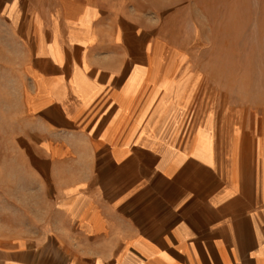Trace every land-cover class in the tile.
<instances>
[{"label":"crops","instance_id":"0c3cea01","mask_svg":"<svg viewBox=\"0 0 264 264\" xmlns=\"http://www.w3.org/2000/svg\"><path fill=\"white\" fill-rule=\"evenodd\" d=\"M1 13L28 57L19 185L42 197L39 217L0 229V264H264V122L210 100L190 59L146 57L128 5L0 0Z\"/></svg>","mask_w":264,"mask_h":264},{"label":"rangeland","instance_id":"374dc122","mask_svg":"<svg viewBox=\"0 0 264 264\" xmlns=\"http://www.w3.org/2000/svg\"><path fill=\"white\" fill-rule=\"evenodd\" d=\"M140 12V41L145 56L156 45L173 50L177 58L190 59L209 85L210 100L246 127L264 122V82L248 72L247 65L231 53V37L222 29L223 0H108ZM264 0H250L257 11ZM138 9V10H137ZM255 23L250 35L258 42ZM264 42V36L261 37ZM28 57L9 19L0 14V229L21 227L24 217H39L30 209L41 203L35 188L25 194L20 187L34 147L25 144L27 117L24 104V74ZM33 169L38 164L32 159ZM16 175L17 185L10 177ZM32 187V186H31ZM48 196H51L50 194ZM28 205V209H24Z\"/></svg>","mask_w":264,"mask_h":264},{"label":"bare ground","instance_id":"6f19581e","mask_svg":"<svg viewBox=\"0 0 264 264\" xmlns=\"http://www.w3.org/2000/svg\"><path fill=\"white\" fill-rule=\"evenodd\" d=\"M220 12L222 29L231 37L235 59L246 64L248 72L264 82V2L255 11L250 0H223ZM255 23L258 42L250 35L252 24Z\"/></svg>","mask_w":264,"mask_h":264}]
</instances>
